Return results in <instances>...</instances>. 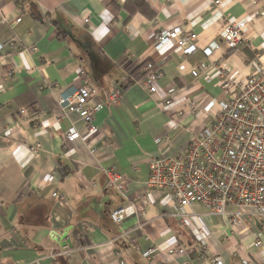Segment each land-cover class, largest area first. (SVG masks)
<instances>
[{"label":"crops","instance_id":"1","mask_svg":"<svg viewBox=\"0 0 264 264\" xmlns=\"http://www.w3.org/2000/svg\"><path fill=\"white\" fill-rule=\"evenodd\" d=\"M221 1L0 0V264H209L214 256L264 264L259 218L235 227L196 204L184 222L166 193L146 187L152 158L183 154L212 123L224 99L217 72L238 82L264 68V0ZM242 20L247 44L230 51L225 24ZM177 27L198 36L190 57L175 43L155 49L154 36ZM212 43L220 48L209 60ZM146 62L162 73L154 94L137 71ZM202 62L210 71L192 77ZM87 81L107 104L92 136L59 103ZM115 91L122 97L111 102ZM70 129L80 134L74 143ZM106 169L128 180L125 193L109 186ZM121 206L134 212L116 225ZM179 247L184 254H169ZM64 248L69 257L55 256Z\"/></svg>","mask_w":264,"mask_h":264},{"label":"built area","instance_id":"2","mask_svg":"<svg viewBox=\"0 0 264 264\" xmlns=\"http://www.w3.org/2000/svg\"><path fill=\"white\" fill-rule=\"evenodd\" d=\"M173 1V0H169ZM222 1L214 0L220 7ZM21 19L18 20L20 22ZM85 22H89L86 19ZM248 21L227 22L222 40L230 51H235L247 44L245 37ZM154 46L160 51L168 44L175 43L184 58L190 57L198 50V36L187 33L181 27L163 30L154 36ZM8 46L16 51L15 39ZM220 48L219 43H212L204 49L207 59ZM4 46L0 44V52ZM181 66L180 70H185ZM210 71V64L202 62L194 67L190 74L194 78ZM144 83L149 92L156 93V83L162 77L155 71L153 63L145 67ZM224 99L217 103V113L212 123L194 137L183 154L179 156L160 155L150 161V176L147 191L160 190L166 193L175 205V216L184 222L188 216L187 207L202 205L213 214L224 216L238 227L244 220L257 217L264 224V68L255 65V71L245 80L235 82L222 69L217 72ZM122 97L115 91L111 102ZM63 111L77 113L85 121L87 135L92 136L100 130L94 124L95 115L107 104L98 96V89L89 81L73 91L59 95ZM171 106V102H166ZM80 134L70 129L66 133L67 141L74 143ZM95 153V151H92ZM109 186L120 193H125L128 180L118 171L104 170ZM52 181V178H48ZM61 203L67 201L64 194H59ZM133 207L121 206L115 209L111 218L116 225H121L133 214ZM258 245L261 242L258 241ZM155 250L144 253L151 258ZM72 250L64 248L55 256L69 257ZM185 249H172L169 254H184ZM118 264H129L121 259ZM209 264H226L221 256H214ZM243 264H255L251 260Z\"/></svg>","mask_w":264,"mask_h":264},{"label":"trees","instance_id":"3","mask_svg":"<svg viewBox=\"0 0 264 264\" xmlns=\"http://www.w3.org/2000/svg\"><path fill=\"white\" fill-rule=\"evenodd\" d=\"M148 63H149V62L144 63L141 67H139V68L137 69L138 72L141 71V70L143 69V75H142L141 77H143V76L146 75L145 67H146V65H147ZM58 171H60V172L62 171V172H63L61 165H60V167L58 168Z\"/></svg>","mask_w":264,"mask_h":264},{"label":"water","instance_id":"4","mask_svg":"<svg viewBox=\"0 0 264 264\" xmlns=\"http://www.w3.org/2000/svg\"><path fill=\"white\" fill-rule=\"evenodd\" d=\"M68 244H66L65 246H67Z\"/></svg>","mask_w":264,"mask_h":264}]
</instances>
